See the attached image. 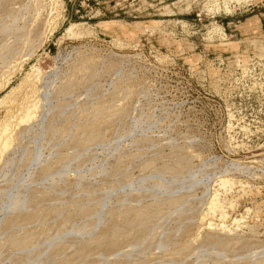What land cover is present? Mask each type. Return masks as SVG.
Here are the masks:
<instances>
[{"label":"rangeland","instance_id":"1","mask_svg":"<svg viewBox=\"0 0 264 264\" xmlns=\"http://www.w3.org/2000/svg\"><path fill=\"white\" fill-rule=\"evenodd\" d=\"M0 264H264V0H0Z\"/></svg>","mask_w":264,"mask_h":264},{"label":"bare ground","instance_id":"2","mask_svg":"<svg viewBox=\"0 0 264 264\" xmlns=\"http://www.w3.org/2000/svg\"><path fill=\"white\" fill-rule=\"evenodd\" d=\"M25 116V115H24ZM27 117V116H26ZM25 118V117H24ZM6 143V142H5ZM4 144V143H3ZM224 182H227V181H224ZM215 204V203H214Z\"/></svg>","mask_w":264,"mask_h":264}]
</instances>
